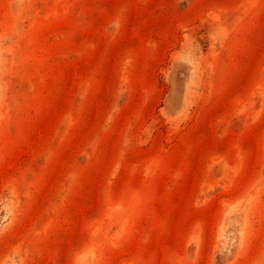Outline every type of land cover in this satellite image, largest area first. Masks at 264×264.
<instances>
[{
  "label": "rangeland",
  "instance_id": "obj_1",
  "mask_svg": "<svg viewBox=\"0 0 264 264\" xmlns=\"http://www.w3.org/2000/svg\"><path fill=\"white\" fill-rule=\"evenodd\" d=\"M0 264H264V0H0Z\"/></svg>",
  "mask_w": 264,
  "mask_h": 264
}]
</instances>
